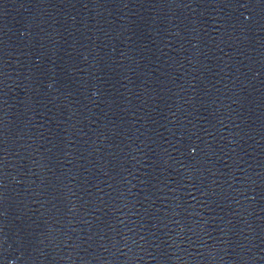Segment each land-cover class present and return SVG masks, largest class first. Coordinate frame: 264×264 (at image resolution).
Instances as JSON below:
<instances>
[{"label":"water","instance_id":"95a60500","mask_svg":"<svg viewBox=\"0 0 264 264\" xmlns=\"http://www.w3.org/2000/svg\"><path fill=\"white\" fill-rule=\"evenodd\" d=\"M0 264H264V0H0Z\"/></svg>","mask_w":264,"mask_h":264}]
</instances>
